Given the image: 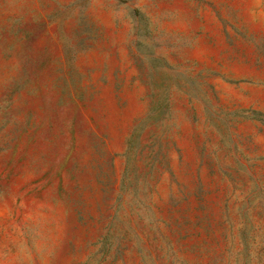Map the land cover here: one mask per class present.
Returning <instances> with one entry per match:
<instances>
[{"label":"rangeland","instance_id":"obj_1","mask_svg":"<svg viewBox=\"0 0 264 264\" xmlns=\"http://www.w3.org/2000/svg\"><path fill=\"white\" fill-rule=\"evenodd\" d=\"M0 264H264V0H0Z\"/></svg>","mask_w":264,"mask_h":264}]
</instances>
